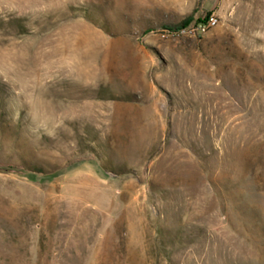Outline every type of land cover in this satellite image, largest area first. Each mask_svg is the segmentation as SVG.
Wrapping results in <instances>:
<instances>
[{
    "label": "rangeland",
    "instance_id": "1",
    "mask_svg": "<svg viewBox=\"0 0 264 264\" xmlns=\"http://www.w3.org/2000/svg\"><path fill=\"white\" fill-rule=\"evenodd\" d=\"M0 264H264V0H0Z\"/></svg>",
    "mask_w": 264,
    "mask_h": 264
},
{
    "label": "built area",
    "instance_id": "2",
    "mask_svg": "<svg viewBox=\"0 0 264 264\" xmlns=\"http://www.w3.org/2000/svg\"><path fill=\"white\" fill-rule=\"evenodd\" d=\"M219 23V19L214 13L208 15L204 19L197 20L196 22L189 24L178 30L179 34L187 36H202L209 32L212 28L216 27Z\"/></svg>",
    "mask_w": 264,
    "mask_h": 264
}]
</instances>
